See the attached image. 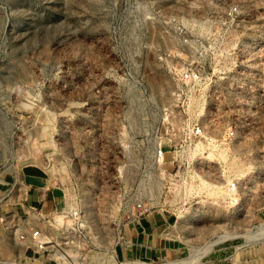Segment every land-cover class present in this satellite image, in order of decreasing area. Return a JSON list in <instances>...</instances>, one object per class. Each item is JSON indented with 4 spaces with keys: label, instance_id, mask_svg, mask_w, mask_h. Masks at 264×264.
<instances>
[{
    "label": "rangeland",
    "instance_id": "rangeland-1",
    "mask_svg": "<svg viewBox=\"0 0 264 264\" xmlns=\"http://www.w3.org/2000/svg\"><path fill=\"white\" fill-rule=\"evenodd\" d=\"M182 66L203 76L178 107ZM196 117L237 136L180 176H231L234 215L198 187L181 197L170 154L154 158L163 122ZM141 179L142 196L183 212L126 213L119 193ZM74 208L87 232L69 253L85 264H264V0H0V264L74 263L27 231L56 238Z\"/></svg>",
    "mask_w": 264,
    "mask_h": 264
},
{
    "label": "built area",
    "instance_id": "built-area-1",
    "mask_svg": "<svg viewBox=\"0 0 264 264\" xmlns=\"http://www.w3.org/2000/svg\"><path fill=\"white\" fill-rule=\"evenodd\" d=\"M179 33L184 41H187V37L182 28L179 29ZM177 71V87L172 93V99L175 105L180 107L185 104V98L189 90L202 83L203 69L202 66H182L178 68ZM173 117L172 115H167V120ZM200 119L199 117L185 118V120L179 124V127L173 122H163L162 124L165 126L164 129L156 130L157 145L153 150L154 158L158 166H163L166 162L167 154H170L172 166L175 170L173 173H170V176L178 183L184 181V177H182V175L180 176V173L192 167L194 161V159H192L193 155L199 156L201 153V151L197 149L199 145L205 146V149L208 150L210 148L218 149L233 143L236 139L237 130L233 125L229 124L225 129L213 133L204 127ZM125 165L132 168H142V157L137 159L136 163H126ZM187 183V180L181 183L183 184L182 186L181 184L178 185L177 183H173V185L177 184V190L181 197ZM225 189L227 192L226 202L232 207L238 206L240 203V193L237 182L233 180L225 186ZM162 191L161 196L170 192L169 187H164ZM179 195L176 196L179 197ZM127 196L128 195L120 192L118 197L121 203H123L122 207H124L126 213L130 205H132L131 214L134 219H142L143 216L150 214L157 208L163 213L166 212L174 215H179L183 212L182 207L184 205H181V202L178 206H175V208L171 207L172 210H170L165 202L161 199H156L157 197L153 195L150 190L149 192L145 191V194L142 196V179L138 182L133 194ZM64 213L74 218V224L60 228L56 238L51 239L49 237L50 243L56 244L63 260L71 259L74 262L72 264H85L79 262L80 257L76 254L72 255L69 253V250H76L77 247H79L80 241L87 232V228H83L80 219V211L71 209ZM5 218L6 217H1L0 220L4 221ZM27 228L29 239H31L32 242L42 234L40 227L33 224H29Z\"/></svg>",
    "mask_w": 264,
    "mask_h": 264
},
{
    "label": "bare ground",
    "instance_id": "bare-ground-1",
    "mask_svg": "<svg viewBox=\"0 0 264 264\" xmlns=\"http://www.w3.org/2000/svg\"><path fill=\"white\" fill-rule=\"evenodd\" d=\"M186 23H189V21H186ZM206 126V125H205ZM197 149L198 150H200V151H202V150H204L205 149V146H201V145H199L198 147H197ZM213 150H219V153H220V157H222V158H225L226 157V149H221V148H218V149H215V148H212ZM215 155V153L214 152H212V151H209V156L210 157H212V156H214ZM242 172V170L240 171V173ZM196 180H197V178H196ZM199 184L198 185H194V183L192 182V183H187L186 185H185V191L186 192H188V193H190L191 192V190L192 189H196V187H198L197 189H199V190H205L207 193H208V195H210V196H212V198L213 199H215L214 201H218V199L220 198V199H222L225 203H226V205H228V203L226 202V199H227V192H226V189H225V186L222 184H220V183H218V184H215L214 182H210V181H208V180H206L205 178H203L202 176H200L199 177ZM227 181L230 183V182H232L231 181V176H228V179H227ZM182 186V185H181ZM176 187V186H175ZM177 189V188H176ZM194 189V190H195ZM184 191V192H185ZM190 191V192H189ZM183 192V193H184ZM185 192V193H186ZM183 194V195H186V194ZM187 193V194H188ZM75 209V208H74ZM77 209V208H76ZM240 209H241V206H233L230 210H229V214H231V215H234V214H236L238 211H240ZM218 210V209H217ZM209 211V210H208ZM67 217L69 216V215H66ZM69 218H70V216H69ZM66 217H63V216H58L57 218H56V220L59 222V223H62L63 224V222H66ZM68 222H69V220H68ZM61 224V225H62ZM68 226V225H67ZM14 232H15V234H16V236H17V234H18V228L16 229L15 227H14ZM42 235V234H41ZM39 236L34 242L36 243V246L38 247V250H42V249H45V248H47L48 246H44V244H46V243H50V240H48V236ZM50 239V238H49ZM48 241V242H47ZM220 241H222V240H218V241H216L213 245H212V249H213V247L215 246V245H217ZM210 249V248H209ZM211 249V250H212ZM14 263V262H13ZM14 264H16V263H14Z\"/></svg>",
    "mask_w": 264,
    "mask_h": 264
},
{
    "label": "crops",
    "instance_id": "crops-1",
    "mask_svg": "<svg viewBox=\"0 0 264 264\" xmlns=\"http://www.w3.org/2000/svg\"><path fill=\"white\" fill-rule=\"evenodd\" d=\"M153 218H154V216H153ZM155 221H156V219H155ZM146 222H147L148 226L154 227V226H152V225H154L153 219L150 216L146 218ZM12 233L15 234L14 230H12Z\"/></svg>",
    "mask_w": 264,
    "mask_h": 264
}]
</instances>
